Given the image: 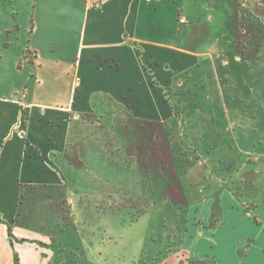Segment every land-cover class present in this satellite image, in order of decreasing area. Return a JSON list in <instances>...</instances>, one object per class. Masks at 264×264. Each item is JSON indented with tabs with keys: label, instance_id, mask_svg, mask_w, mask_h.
<instances>
[{
	"label": "crops",
	"instance_id": "crops-1",
	"mask_svg": "<svg viewBox=\"0 0 264 264\" xmlns=\"http://www.w3.org/2000/svg\"><path fill=\"white\" fill-rule=\"evenodd\" d=\"M23 3L33 11L30 21L0 29L1 37L7 33L0 49V264H90L96 253H59L53 237L31 224L39 209L67 197V160L81 155L89 117H101L100 127L106 120L116 125L125 116L148 115L152 110L141 104L145 94L138 87L152 92L151 75L155 69L159 78L162 61L180 65L206 55L216 68L229 64L222 53L232 51L237 62H246L237 53L238 37L250 23L264 22V3L105 0L100 8H92L90 0ZM250 30L251 37L257 35ZM182 34L191 45L202 36L206 50L151 38ZM257 45L264 65V44ZM242 48L247 53L249 43ZM97 99L112 106L98 111ZM242 206L236 217L233 206L223 217L189 209L181 248L157 264H264V213H257L258 203Z\"/></svg>",
	"mask_w": 264,
	"mask_h": 264
},
{
	"label": "rangeland",
	"instance_id": "rangeland-1",
	"mask_svg": "<svg viewBox=\"0 0 264 264\" xmlns=\"http://www.w3.org/2000/svg\"><path fill=\"white\" fill-rule=\"evenodd\" d=\"M23 1L0 0V29L30 21L33 11ZM204 24L213 31L212 22ZM251 28L257 35L250 36ZM245 30L237 53L246 62L232 51L222 53L229 64L216 68L206 55L180 65L162 61L159 78L155 69L151 75L152 92L145 82L138 87L148 115L100 127L101 117H89L81 155L67 160V197L43 206L31 222L53 237L54 249L93 251L90 264H157L177 251L189 209L223 217L233 206L236 217L238 205L258 203L257 213H264V65L257 59L264 22ZM185 35L151 38L206 50L202 36L195 49ZM1 36L0 49L7 33ZM108 103L97 99L94 107Z\"/></svg>",
	"mask_w": 264,
	"mask_h": 264
},
{
	"label": "built area",
	"instance_id": "built-area-1",
	"mask_svg": "<svg viewBox=\"0 0 264 264\" xmlns=\"http://www.w3.org/2000/svg\"><path fill=\"white\" fill-rule=\"evenodd\" d=\"M105 0H90L92 8H100ZM261 1V0H260Z\"/></svg>",
	"mask_w": 264,
	"mask_h": 264
}]
</instances>
